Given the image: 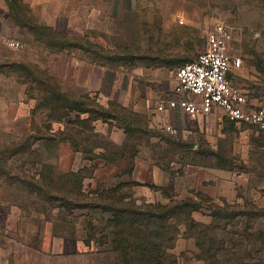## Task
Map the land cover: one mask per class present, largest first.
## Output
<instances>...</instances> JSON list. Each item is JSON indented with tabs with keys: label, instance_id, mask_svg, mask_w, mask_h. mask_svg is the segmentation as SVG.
I'll return each instance as SVG.
<instances>
[{
	"label": "rangeland",
	"instance_id": "1",
	"mask_svg": "<svg viewBox=\"0 0 264 264\" xmlns=\"http://www.w3.org/2000/svg\"><path fill=\"white\" fill-rule=\"evenodd\" d=\"M67 1L0 0V264H264V129L170 106L222 22L264 107V0Z\"/></svg>",
	"mask_w": 264,
	"mask_h": 264
},
{
	"label": "built area",
	"instance_id": "2",
	"mask_svg": "<svg viewBox=\"0 0 264 264\" xmlns=\"http://www.w3.org/2000/svg\"><path fill=\"white\" fill-rule=\"evenodd\" d=\"M241 64V58L229 52L224 23H216L207 34L206 50L177 68L181 90L199 96L200 100L184 97L171 102L170 106L173 109L180 107L193 118L201 114L210 115L213 110L220 109L231 121L249 122L264 129V107L252 108L247 94L228 78L231 68H238ZM168 129L174 131L170 126Z\"/></svg>",
	"mask_w": 264,
	"mask_h": 264
},
{
	"label": "crops",
	"instance_id": "3",
	"mask_svg": "<svg viewBox=\"0 0 264 264\" xmlns=\"http://www.w3.org/2000/svg\"><path fill=\"white\" fill-rule=\"evenodd\" d=\"M24 1L29 5L32 13L39 21L38 23L41 26H46V27H53V21L50 20L49 17H52V19L53 17H59V16L63 17L67 12V8H69V4L67 0H24ZM6 15H7L6 12L4 11L0 12V39L4 38V27L7 24L10 25V21L7 20ZM236 69H237L236 67L231 68L228 74V78L235 87H238L241 90H243L249 97V93H251V91H256L259 88V86L256 84L255 78L252 77L251 75H233V73L235 72L238 74H243V72L246 69L245 67L239 70ZM189 97L197 101L200 100V97L196 95H192ZM250 101L251 104L252 103L255 104V101H252L251 99Z\"/></svg>",
	"mask_w": 264,
	"mask_h": 264
},
{
	"label": "trees",
	"instance_id": "4",
	"mask_svg": "<svg viewBox=\"0 0 264 264\" xmlns=\"http://www.w3.org/2000/svg\"><path fill=\"white\" fill-rule=\"evenodd\" d=\"M39 26H40V27H43V28H45V29H47V30H52L51 28L46 27V26H41L40 24H39ZM183 64H184V63H183ZM180 66H181V65H180ZM180 66H179V67H180Z\"/></svg>",
	"mask_w": 264,
	"mask_h": 264
}]
</instances>
